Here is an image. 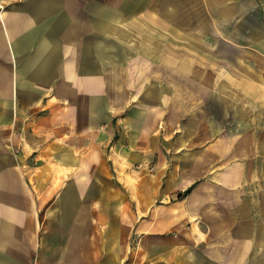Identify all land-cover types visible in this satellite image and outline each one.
<instances>
[{"label": "crops", "instance_id": "1", "mask_svg": "<svg viewBox=\"0 0 264 264\" xmlns=\"http://www.w3.org/2000/svg\"><path fill=\"white\" fill-rule=\"evenodd\" d=\"M0 264H264V0H0Z\"/></svg>", "mask_w": 264, "mask_h": 264}]
</instances>
